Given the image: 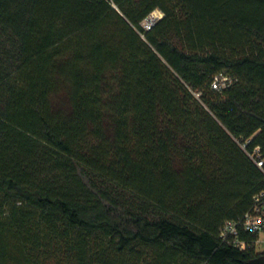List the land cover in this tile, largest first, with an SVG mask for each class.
<instances>
[{"label":"trees","instance_id":"trees-1","mask_svg":"<svg viewBox=\"0 0 264 264\" xmlns=\"http://www.w3.org/2000/svg\"><path fill=\"white\" fill-rule=\"evenodd\" d=\"M258 147L264 0H0V264H245Z\"/></svg>","mask_w":264,"mask_h":264},{"label":"built area","instance_id":"built-area-1","mask_svg":"<svg viewBox=\"0 0 264 264\" xmlns=\"http://www.w3.org/2000/svg\"><path fill=\"white\" fill-rule=\"evenodd\" d=\"M154 13L144 20L141 27L147 32L151 30L160 20L161 17H153ZM234 81L225 75L218 76L214 83L213 89L221 91L227 87L229 83ZM243 150L247 149V144L242 145ZM250 159L257 165L258 168L263 169L264 161L262 159L261 149L255 148L252 153H248ZM253 235L256 237L255 246L257 251L261 246L264 248V192L258 194L254 198V203L249 212L236 220L228 221L224 224L220 233V241L224 245L233 247L240 251H247L251 244L243 239V236Z\"/></svg>","mask_w":264,"mask_h":264},{"label":"rangeland","instance_id":"rangeland-1","mask_svg":"<svg viewBox=\"0 0 264 264\" xmlns=\"http://www.w3.org/2000/svg\"><path fill=\"white\" fill-rule=\"evenodd\" d=\"M156 12H161L160 10H156ZM155 12V13H156ZM154 13V14H155ZM120 74L116 70H109L105 77V83L103 84V87L105 85V92L103 93V103L107 107V110L109 112L106 113V118L108 120L107 125L109 127H112V120L113 116H115V111L113 107L114 98L119 93V84H120ZM69 89V84L63 85V87L58 89V94L56 95V115L58 114V117H61L64 121H67L71 115L69 113V98L67 96V92ZM108 136H110V133L108 132ZM262 239H264V236H261ZM257 253H264L263 246L260 247V249L257 251Z\"/></svg>","mask_w":264,"mask_h":264},{"label":"water","instance_id":"water-1","mask_svg":"<svg viewBox=\"0 0 264 264\" xmlns=\"http://www.w3.org/2000/svg\"><path fill=\"white\" fill-rule=\"evenodd\" d=\"M245 264H264V255H262L258 258L252 259V260L246 262Z\"/></svg>","mask_w":264,"mask_h":264},{"label":"crops","instance_id":"crops-1","mask_svg":"<svg viewBox=\"0 0 264 264\" xmlns=\"http://www.w3.org/2000/svg\"><path fill=\"white\" fill-rule=\"evenodd\" d=\"M157 11H158V10H157ZM155 12H156V11H155ZM155 12H154V13H155ZM155 14H159V15H160L159 17H161V20L164 18V14H163L162 12H159V13L156 12Z\"/></svg>","mask_w":264,"mask_h":264},{"label":"bare ground","instance_id":"bare-ground-1","mask_svg":"<svg viewBox=\"0 0 264 264\" xmlns=\"http://www.w3.org/2000/svg\"><path fill=\"white\" fill-rule=\"evenodd\" d=\"M160 15L159 14H154L153 17H159Z\"/></svg>","mask_w":264,"mask_h":264}]
</instances>
